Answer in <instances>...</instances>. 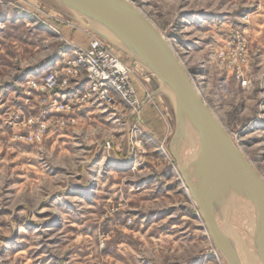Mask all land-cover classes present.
Segmentation results:
<instances>
[{"label": "rangeland", "instance_id": "rangeland-1", "mask_svg": "<svg viewBox=\"0 0 264 264\" xmlns=\"http://www.w3.org/2000/svg\"><path fill=\"white\" fill-rule=\"evenodd\" d=\"M129 1L264 178V0ZM86 23L56 0H0V264H227L170 151L161 82L102 36L139 102L101 100L67 72L98 34ZM243 54L247 86L233 74Z\"/></svg>", "mask_w": 264, "mask_h": 264}, {"label": "water", "instance_id": "water-1", "mask_svg": "<svg viewBox=\"0 0 264 264\" xmlns=\"http://www.w3.org/2000/svg\"><path fill=\"white\" fill-rule=\"evenodd\" d=\"M56 1L84 16L91 29L110 43L121 46L166 85L172 95L176 118L169 148L214 246L224 255L227 264H241L215 213L228 187L234 186L255 203L256 221L250 241L264 264V178L199 95L165 36L129 0ZM96 22L106 26L113 36L98 31ZM188 122L196 127L191 142L188 141Z\"/></svg>", "mask_w": 264, "mask_h": 264}, {"label": "built area", "instance_id": "built-area-1", "mask_svg": "<svg viewBox=\"0 0 264 264\" xmlns=\"http://www.w3.org/2000/svg\"><path fill=\"white\" fill-rule=\"evenodd\" d=\"M246 62L245 54L239 55L233 67L236 80L243 86L250 83L242 70V65ZM66 68L68 73L75 75L83 72L91 85L90 91L97 92L101 100L109 102L113 99L112 93H115L130 104L136 105L139 102L131 84V70L108 49L98 34L90 36L87 48L76 52L71 65ZM58 83L57 75L49 73L44 77L42 87L52 90ZM42 128L29 135V139L39 140L44 130Z\"/></svg>", "mask_w": 264, "mask_h": 264}, {"label": "bare ground", "instance_id": "bare-ground-1", "mask_svg": "<svg viewBox=\"0 0 264 264\" xmlns=\"http://www.w3.org/2000/svg\"><path fill=\"white\" fill-rule=\"evenodd\" d=\"M70 12L77 16H82L75 11L70 10ZM86 24L90 27V24L88 23ZM95 27L98 31L107 34L109 36H113L112 32L103 24L96 22ZM151 74L156 76L154 73ZM156 78L160 81V79L157 76ZM161 85L164 91L170 96L172 100V95L168 90V88L166 87V85L163 84L162 82ZM187 134H188V141L190 142L193 141L196 135V127L194 124L189 122L187 123ZM185 188L188 191V188L187 187ZM192 201L193 203H195L197 207V204L194 201V199H192ZM221 203L222 204L220 206H218L219 204L216 205L215 208L216 217L223 232L226 234V236L229 238L230 242L232 243L238 255L240 263L261 264L257 256V253L256 251H254V248L250 241L252 228L254 227L256 221V214H255L256 208L254 201L250 197H248L244 192L238 190L233 186V188L228 187Z\"/></svg>", "mask_w": 264, "mask_h": 264}]
</instances>
